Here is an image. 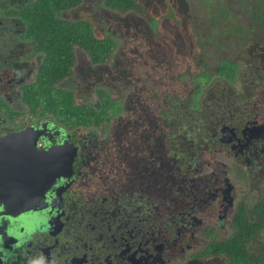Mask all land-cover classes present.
Returning <instances> with one entry per match:
<instances>
[{"label": "flooded vegetation", "instance_id": "flooded-vegetation-1", "mask_svg": "<svg viewBox=\"0 0 264 264\" xmlns=\"http://www.w3.org/2000/svg\"><path fill=\"white\" fill-rule=\"evenodd\" d=\"M35 4L0 0V137L45 124L52 144L66 140L64 149L74 152L52 167V173L60 168V174L49 176L43 198L41 162L26 159L18 174L1 171L0 264L223 263L214 252L207 254L208 247L215 237L234 234L243 206L264 201V75L255 76L256 81L244 78L239 59L227 51L225 56L239 63L235 80L222 78L205 86L203 95L209 96L197 98V109L179 111L180 127L169 134L174 119L164 101L167 91L184 98L181 86L193 85L185 78L194 82L199 70L196 55L182 60L185 46H180V54L166 53L173 63L165 62L161 73L162 103H156L153 93L147 102L132 101L143 98L142 81L134 74V87L119 89L134 95L130 102L118 103L122 110L114 117L65 125L38 110L44 53L28 24ZM152 42L147 48L141 45L138 53L145 62L153 60ZM123 45L119 42L118 52ZM68 79L60 85L65 87ZM242 80L253 84L237 91ZM217 85L234 90L229 104L222 95L211 102L210 91H217ZM143 106L147 110L138 111ZM39 145L51 144L38 137ZM256 192L259 197L253 201ZM34 204L39 207L26 209Z\"/></svg>", "mask_w": 264, "mask_h": 264}, {"label": "trees", "instance_id": "trees-1", "mask_svg": "<svg viewBox=\"0 0 264 264\" xmlns=\"http://www.w3.org/2000/svg\"><path fill=\"white\" fill-rule=\"evenodd\" d=\"M238 1L217 0L216 3H213V0H209L207 11L211 19L210 25L205 28L206 31L203 34L199 33L198 22H194L197 24L190 27L189 36L193 38L197 47L184 45V50L181 51L184 54L181 58L184 60L189 56L188 54L196 55L195 63L199 70L193 76L195 77L194 82L189 77L185 78L186 81L193 84L192 88L187 91L185 99L180 96H178L180 98L174 97L173 93L167 91L168 95L164 101L168 104V116L174 119V122L169 125V134H176L178 126L180 127L177 122L181 118L179 111L186 112V110L198 108L199 104L196 101L200 95L204 96L205 86L222 78L231 81L236 76L239 63L228 59L225 56L226 53L213 61H217V65L211 70L209 59L205 58L211 52L209 50L219 52L224 48L227 44L223 41L227 38L226 35H229V40L236 39L242 45L247 44L250 40L256 41L253 34L257 32L264 41V0H240L242 9L236 7ZM81 2L82 0H36V9L31 10L28 18L30 32L39 41V49L44 53V67L40 75L41 90H38V110L42 115L54 116L63 121L65 125L77 124L79 121L97 123L100 120L112 118L116 112L122 110L118 103L130 102L134 95L127 90L119 91L122 87L113 90L100 85L97 88V100L91 103L78 98L75 90L60 85L61 81L75 75V70L78 68V51L87 54L89 62L95 66H109L113 63L114 67L120 60L117 58L113 62V58L119 55L117 48L120 41L117 37L112 34L98 35L94 24L89 19H68L59 15L62 11L77 7ZM103 2L107 9L119 13L120 19H124L122 15L126 17L138 15L153 30H159L154 24L155 16L140 0H103ZM183 23L184 19L181 24ZM201 28H203L202 24ZM214 35L222 39V42L214 39ZM152 40L154 43L155 39ZM153 48L155 50L151 49L152 58L164 65L165 62L168 65L173 63L172 57L167 59L166 53L180 54L178 45L174 47L171 44L163 43V48L166 50L164 54H161L160 49L155 45ZM261 49L264 51V46ZM185 63H187V59H185ZM193 63L194 60L190 59V64L193 65ZM191 68L194 69L193 66ZM135 70L132 68L130 70L118 69L116 74L118 81L124 80L125 86L126 83L132 85L136 78ZM165 70H168L166 66ZM146 72L148 75L146 79L142 76L137 77L139 80H143L139 86L143 98L132 101L147 102L149 91L153 93V90L156 89L160 90L158 95L155 93L158 97L156 103H162L161 96H159L161 83L158 82L162 78V74L154 76V65L147 67ZM156 83H159V86ZM115 94L117 95L115 96ZM205 103L203 108L208 105L209 100L206 99ZM150 109L160 110L161 106H151ZM145 110H147L146 106L138 109V111ZM243 207L238 215L234 234L230 238L215 237L214 243L208 247L207 254L214 252L213 254L218 256L217 262L223 259L221 264H264V238L262 237L264 201L258 202L253 207Z\"/></svg>", "mask_w": 264, "mask_h": 264}, {"label": "rangeland", "instance_id": "rangeland-1", "mask_svg": "<svg viewBox=\"0 0 264 264\" xmlns=\"http://www.w3.org/2000/svg\"><path fill=\"white\" fill-rule=\"evenodd\" d=\"M140 1L143 2L155 16L154 24L157 26V28H159V30H153L152 27L143 22V20L138 15H129L127 17L125 15H122L124 19H120V14L107 9L104 5L103 0H84V3L79 7L68 10L61 14L63 17H66L68 19H89L94 24L96 33L98 35L104 36L106 34H112L124 44L118 52L119 55L113 58V62L117 58L120 59L114 67L113 63L109 66L97 67V65H92L89 62L87 54L81 53L77 55L79 66L75 73L76 76L68 79L64 83V86L70 89H74L83 101L94 102L95 100H97V88L100 85H104V87H109V89L113 90H118V87H123L124 80L118 81L117 79L116 74L118 72V69H136L135 75L142 76V78L146 79L148 77V75L146 74V68L152 67L154 65V76H159L161 73L163 74L164 63L157 62L154 59L151 62H145L144 60H141V56H138V53L141 50V45L142 47L147 48L151 45L150 40L155 39L154 45L156 48L160 49L161 54H164L166 52V50L163 48V43L165 45L171 44L174 47L177 45H187L188 47L192 45V47H197L195 41H193V38L189 36L190 27L197 24L194 22H198L200 25V27L198 28L199 33L203 34L206 31L205 28L210 25L209 23L211 18L209 17L210 15L207 11L209 7V0ZM214 2L216 3L217 0H213V3ZM236 7L238 9L243 8L240 0L237 2ZM183 19L184 23L181 24L183 22ZM119 21H121V23H119ZM176 22L180 25H178ZM201 24L203 25V28H201ZM228 27L231 29L230 26ZM255 33V39L258 42H256L255 44H251L249 48H244V46L239 44V41L236 39L229 40V35H226L225 37L227 38L223 39L224 42H227V44H225V47L220 49L219 52H215L211 49L209 50L211 52H209L205 56L206 59H209L208 62L211 70L214 69L217 65V61H213L229 51L233 55L232 58L239 59L237 61L240 62L241 68L244 72L246 71L244 78H252V80L254 81L255 79L253 78H255V76H258L259 74L264 75V59H261L264 58V51L261 49V43H259V41L261 40L258 33ZM214 39L222 42V39L215 37V35ZM262 45L264 46V43ZM257 53H260L261 55ZM201 55H199V57H201ZM249 67L250 69L249 71H247ZM255 70L258 71L252 74L251 71ZM166 76H168V81L173 82L172 76ZM158 82L161 83L160 80H158ZM159 83H156V85L159 86ZM249 83L250 86L253 84L249 80L245 81L244 83L243 80L238 81L236 83L237 91L241 90L243 92L245 90L244 86L246 87V85H248ZM126 85H128V83H126ZM168 86H170V84H168ZM189 88L190 86L186 88L182 85L180 90L185 94L189 90ZM214 88L217 91L213 92L208 89V92L210 91L212 103L219 95H222L224 103H228L227 101L229 99L234 98L231 97L234 90H230L229 88L224 89L223 85H217ZM153 91V96L155 97V100H157L158 97L154 95V93L157 94L160 90L154 89ZM151 93L152 92L149 91V95ZM116 95L117 94H115V96ZM208 96L209 95L205 93L202 99H205ZM259 96L263 97V95H257L256 98L259 99ZM218 102L219 101H215V104L213 105L217 106ZM258 197L259 193L256 192L255 198L252 200L254 201ZM262 237L264 238V231L262 233Z\"/></svg>", "mask_w": 264, "mask_h": 264}, {"label": "water", "instance_id": "water-1", "mask_svg": "<svg viewBox=\"0 0 264 264\" xmlns=\"http://www.w3.org/2000/svg\"><path fill=\"white\" fill-rule=\"evenodd\" d=\"M38 137L47 138L51 145L44 147L41 145L38 146ZM64 142L58 145L52 144L53 134L47 130L45 124H42L40 129L26 127L20 131L2 136L0 137V174L1 171L3 173L9 171V174L13 173V170L17 171L18 167L22 166V162L26 159H34L37 162H41L39 164V172L42 184L39 189V194L43 198L47 190L45 182H49V176L52 177L53 175L60 174V168H57V171L52 173V167L61 164L60 157L65 155L69 156L74 152L70 150V147L64 149L65 145H69L66 144V140ZM54 157H57V161L54 160ZM65 164L71 165L70 162H66ZM38 207L36 204L32 206L26 205V209H37Z\"/></svg>", "mask_w": 264, "mask_h": 264}]
</instances>
